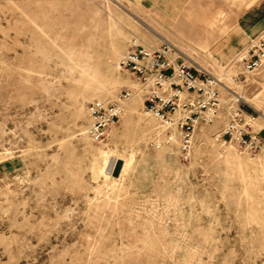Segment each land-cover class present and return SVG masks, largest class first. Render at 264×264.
Masks as SVG:
<instances>
[{
    "label": "rangeland",
    "instance_id": "374dc122",
    "mask_svg": "<svg viewBox=\"0 0 264 264\" xmlns=\"http://www.w3.org/2000/svg\"><path fill=\"white\" fill-rule=\"evenodd\" d=\"M257 1L0 0V264H264V148L223 144L225 114L189 159L141 94L105 140L87 133L92 102L138 87L122 55L167 42L263 136L264 66L234 61Z\"/></svg>",
    "mask_w": 264,
    "mask_h": 264
},
{
    "label": "built area",
    "instance_id": "2783aa9c",
    "mask_svg": "<svg viewBox=\"0 0 264 264\" xmlns=\"http://www.w3.org/2000/svg\"><path fill=\"white\" fill-rule=\"evenodd\" d=\"M244 72L264 66V33L252 38L235 57ZM122 70L131 72L138 87L128 88L111 100H96L88 106V135L100 142L111 127L126 114L127 104L135 94L144 98L146 114L156 116L169 130L166 142L179 139L185 159L191 157L196 133L216 122L223 114L226 124L218 139L257 153L264 148L260 134L254 130V116L241 108L240 96L225 98L221 81L211 72L198 68L191 60L177 55L165 42L159 47L135 43L119 61ZM160 146V142L157 143Z\"/></svg>",
    "mask_w": 264,
    "mask_h": 264
},
{
    "label": "crops",
    "instance_id": "0c3cea01",
    "mask_svg": "<svg viewBox=\"0 0 264 264\" xmlns=\"http://www.w3.org/2000/svg\"><path fill=\"white\" fill-rule=\"evenodd\" d=\"M166 9L170 10V12L172 10L175 12H180L179 9L174 7H168ZM166 9L165 13H167ZM168 15H170V13H168ZM235 30V37L238 39L234 47L239 48V51L236 53L238 54L244 47L249 44L252 38L264 33V0L257 1L243 11L237 21ZM261 138L264 142V135L261 136Z\"/></svg>",
    "mask_w": 264,
    "mask_h": 264
},
{
    "label": "water",
    "instance_id": "95a60500",
    "mask_svg": "<svg viewBox=\"0 0 264 264\" xmlns=\"http://www.w3.org/2000/svg\"><path fill=\"white\" fill-rule=\"evenodd\" d=\"M124 165H125V162L123 159H118L116 162H115V166L113 168V170L111 171V175L113 177H119L123 171V168H124Z\"/></svg>",
    "mask_w": 264,
    "mask_h": 264
},
{
    "label": "bare ground",
    "instance_id": "6f19581e",
    "mask_svg": "<svg viewBox=\"0 0 264 264\" xmlns=\"http://www.w3.org/2000/svg\"><path fill=\"white\" fill-rule=\"evenodd\" d=\"M115 166V165H114ZM114 168V167H113ZM113 170V169H112Z\"/></svg>",
    "mask_w": 264,
    "mask_h": 264
}]
</instances>
